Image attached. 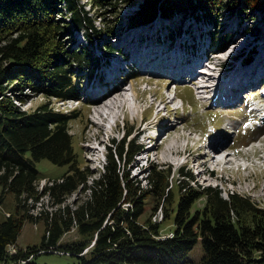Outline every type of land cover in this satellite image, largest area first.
<instances>
[{
    "label": "trees",
    "instance_id": "trees-1",
    "mask_svg": "<svg viewBox=\"0 0 264 264\" xmlns=\"http://www.w3.org/2000/svg\"><path fill=\"white\" fill-rule=\"evenodd\" d=\"M129 1L133 0H87L101 14L102 26L97 28L80 0H0V206L5 192L15 200L9 214L0 218V264L29 258L23 263L27 264L37 254L56 251L77 257L76 264H264V206L243 193L222 196L216 186L193 187L188 183L192 173L183 168L179 171L186 179L177 181L183 190L177 198L170 192L169 173L157 166L148 167V186L143 188L124 169L140 146L134 139L113 140L102 171L86 184L89 170L79 166L81 152L69 131L78 109L56 110L50 99H79L81 71L89 70L90 76L98 56L85 45L70 47L63 33L82 30L87 41L96 39L101 49L113 52L116 48L103 34L115 37L113 25L119 18L106 20L103 15L117 13ZM138 4L129 24L148 23L158 14L192 16L211 24V43L218 49H224L235 34L220 28L223 12H235L247 22L250 10L264 8V0H140ZM7 82L15 89H6ZM27 91L43 94L47 101L31 111L21 110L13 99L24 101ZM41 158L67 169L38 186L43 177L36 162ZM79 187L88 194L75 207L61 205ZM148 196L153 201L159 198L161 207L171 202L172 210L162 221L146 215ZM45 197L46 203L56 206L54 211L42 208ZM200 198L202 206L197 205ZM43 216L40 245L19 247L17 238L25 221ZM167 219L171 229L162 236V222ZM72 228L78 238L62 242ZM197 243L202 255L187 259ZM10 245L15 253L8 251Z\"/></svg>",
    "mask_w": 264,
    "mask_h": 264
},
{
    "label": "rangeland",
    "instance_id": "rangeland-1",
    "mask_svg": "<svg viewBox=\"0 0 264 264\" xmlns=\"http://www.w3.org/2000/svg\"><path fill=\"white\" fill-rule=\"evenodd\" d=\"M80 1L85 3L84 7L92 17L94 25L97 26V28L102 26L99 17L101 14H99L96 7L90 6L87 0ZM138 2H140V0L125 2L117 9V13L113 15H109V13L105 14V16L103 15L106 20L119 18L117 23L113 25V29H115L116 32L114 34L115 37L110 38L108 34H103V36L104 40L106 39L107 41L106 43H110L114 48H122L123 52L126 51L129 53L132 50L134 51L145 47L152 48L151 45L155 43L154 39L156 38L161 39L165 45L164 47L160 45L156 46L161 49L163 48L162 50L166 52L167 47L173 44V41L170 40L171 35L168 36V32L173 34L172 38L174 41H184L186 38H182V31H180L179 36H174L178 27L181 30L185 28L191 30L197 24V21L193 20L192 16H183V19L181 15L173 14L168 20L159 19L156 15L150 23L145 24L146 26L129 27V16L133 14V11L137 10L139 5ZM249 12L251 13V20L247 22L241 20L235 12L232 14L226 12L222 13L219 20L220 28L235 31V41L232 43L233 46H230L220 54L215 53L217 55H214L213 53L214 58L211 59L212 62H209V66H201L200 69L210 72L209 75L213 77V79H207L206 74H204V79L201 78V82H199L204 84L203 86L193 88V86L190 85L184 86L176 83L177 86L175 87L174 83L169 79L150 76L143 73L138 67L134 68L138 72L130 68L131 72L128 74L131 78L127 79L122 74V69L117 66L114 71L117 70L121 72L120 76L122 77L119 79L120 81H117V83H119L118 86H123L122 83L124 81H126V86H128L129 82L132 81L136 87L139 98L134 99L135 96L132 89L126 90V103L123 112L118 113L116 121L110 116L106 118L97 116L96 112H93V110L95 111L98 104L95 105V108L88 107L86 104V94L91 93L93 88H101V86L97 87L101 84L99 82L101 79L97 80L99 78L98 70L92 73V79L88 83H86L85 77L81 79L82 89L80 91V99L76 103L69 100L62 104V102L56 98L50 99V104L56 110L68 111L73 108L78 109L77 112L79 115L69 122V131L73 136L74 146L81 152L82 160H79V166H81V168H88L89 170L90 175L87 177L86 184H90L92 178L98 176L100 171H102V163H100L101 155L105 154V157L107 156L109 151L108 147L113 146L112 141L114 140L115 143L120 141L122 134L129 128L132 129V134L127 137V140L130 138L132 139L134 137L133 133L140 132L148 122L150 123L147 125H151L152 122L157 119V117L154 119L155 113L159 108L163 107L164 103L161 102V99H164V101L169 102L168 106L162 108L159 113L160 116H164L165 119L158 120L155 123L159 127L163 126L161 131L165 128H171L172 124L176 123V125H178V131L175 135H177L180 145L185 144L188 145V148H198L204 151L207 148L208 142H218L222 145L223 154L226 152L231 154L229 156L231 161L223 167L207 156L197 159V152L193 155H188L189 152H187V158L182 155H171L168 157L169 161L162 159V156L158 159L155 158V150H152V146L157 142V139H153L154 143L147 151L149 160L146 164L142 158L143 155H141L142 157L137 156L130 164L124 165V169L127 170L129 165L133 164L129 171V178L134 183H138L143 188H146L148 186V167L157 166V168L166 169V172L169 173L168 180L169 187L171 188L170 192L172 191V197L177 198L180 191H183L179 190V187H177V181L181 180L182 182V179H186L182 178L179 171L180 167H183L184 173L185 171L192 173L193 180L188 183L193 187H204L207 185L216 186L220 189L222 196H226V194L231 191L243 193L249 195L254 201L264 206V118L262 117L264 113L256 114L254 110L255 106L261 109L264 105V97L262 96L264 95V85L258 83L259 78H257L259 75L264 74L263 63L261 62L258 64V66H260L258 67L259 72L254 74L257 79L252 82L250 91L238 95L242 97L245 96L241 100L237 99L233 101L234 105H226L218 99L211 98V100L207 97L215 88L217 89L216 93H221L223 91L224 94L227 95L231 93V91L233 92L234 89L235 92L238 90L237 88L240 87L239 82L243 83L246 81L247 83L245 84L251 82L253 78L251 79V76L245 77V74L247 75V72L253 65L252 61L256 57L264 58V8L250 10ZM237 20H240V23H238ZM184 36H188V34H184ZM167 37L169 41H167ZM63 38L67 39V41L69 40L68 43L71 44L70 47H80L82 45L90 46L82 30L74 29L68 34L63 33ZM189 41L190 38H188V42ZM97 45H99L98 40L94 39L91 48L92 52L98 51V49L95 48ZM125 46L127 48H125ZM248 48H250L249 50H251V48L256 50L253 60L249 64L239 65V62H241L243 58L241 53H244ZM231 52H233L232 55H238L233 58L231 56L230 58L228 54H231ZM118 53H121V51ZM166 53L165 56L167 55ZM247 54L250 53L247 52ZM252 54L254 53H251V55ZM245 56L246 54L244 58ZM239 58L240 60L236 62L235 60ZM174 61L176 64L178 59L175 58ZM237 63L238 65H236ZM155 64L161 67L164 66L162 61H156ZM102 65L104 64L102 63ZM220 70H223V74L227 73V80L222 79L224 75H220ZM117 71L115 72L118 73ZM229 71L231 72L229 73ZM201 72L204 71L202 70L200 73ZM95 73H97L98 76L93 79ZM201 74L203 75V73ZM204 80H206V82ZM214 81H216L217 85H213ZM86 84L87 88L84 87ZM205 84H208V87ZM5 86L6 89H13V87L15 89V85L8 82L5 83ZM247 88L243 89V91L247 90ZM174 91L176 96H178V98L180 97V99L175 96L174 98L172 97ZM27 94L24 101L13 99V102L21 110L31 111L37 105L47 101V98L43 94H34L28 91ZM253 118H255V120H252ZM142 119L147 120L142 122ZM248 119L251 120L247 121ZM251 124L252 127H250ZM150 127L151 126L148 127V130ZM242 131H245V133ZM146 132L147 131H141V133L137 134H143L144 139H148L150 136L147 135ZM178 134L184 135V137L181 136L178 138ZM135 141L141 142L142 137L139 136ZM90 146L96 147V151L88 150ZM147 146L149 147V145ZM210 151L214 153L213 149ZM215 158L217 159V156H215ZM137 159H140V161H137ZM218 159H220V156H218ZM136 162L137 166L134 165ZM203 162H206V164L199 166ZM36 167L39 176L43 177L37 181L38 186L51 182L53 180L52 178L61 176L67 169V165H55L47 158L38 160L36 162ZM1 191L2 188L0 186V194ZM87 194V190L84 192L82 188L79 187L69 194L61 205L68 204L71 207H75L76 201L83 199ZM148 197L149 198H147L145 202L146 215L150 216L151 219L156 222L161 219L163 220L165 218V212L172 210L171 202H166L165 205L161 207V200L159 201V198L153 201L151 196ZM14 204L15 200L13 194L5 192L3 194L2 205L0 206V218L3 216L1 215L3 213L8 215L10 209H13ZM197 205H203L202 198L198 199ZM42 208L54 211L56 206H51L50 203H46L45 197ZM37 209H39V207H37ZM43 218L44 216L36 222L29 220L25 221L17 238V245L19 247L25 248L28 246L40 245L45 229ZM162 223V236L169 235L171 220L167 219ZM77 238V229L72 228L62 236L61 241L68 242L76 240ZM85 250L86 248L83 252ZM201 255L202 249L200 243H197L186 257L187 259L197 260ZM78 260L79 259L73 255L48 252L33 256L31 262L27 264H76Z\"/></svg>",
    "mask_w": 264,
    "mask_h": 264
},
{
    "label": "bare ground",
    "instance_id": "bare-ground-1",
    "mask_svg": "<svg viewBox=\"0 0 264 264\" xmlns=\"http://www.w3.org/2000/svg\"><path fill=\"white\" fill-rule=\"evenodd\" d=\"M157 17L159 19H167L168 20L172 16H170L169 18H167V17H163L162 15L158 14ZM148 23H150V21ZM148 23L138 24V25H133V24H128V25H130L129 27L132 26V28H135V27H139V26H146L145 24H148ZM179 30H181V29L178 27V29L174 33V36L175 37L176 36H179V34H178L179 33ZM183 30L184 29H182V31ZM183 34L186 35L187 34L186 31H183ZM188 36L190 37V34H188ZM167 41H169V38L168 37H167ZM172 41H173V45H178L180 42H182L180 40H175L174 41L173 39H172ZM92 42H89V45L90 46H87L90 49L92 48ZM154 42L155 43L153 45H151L152 48L145 47V48L138 49V50H134V51L132 50L129 53H132L133 55L134 54L135 55H142L143 58L147 62L146 64L148 65L150 63H153L154 62V59L156 57H158L157 56L158 54L155 52V50L158 49V50H161V55H159L160 57H159V60H157V61H162V63H163L164 66L170 64L171 65V68L173 70H177L179 75L180 74H183V73H187L189 76H191L190 77L191 83H194L199 78L204 79V74L205 73H206L207 79H210V78L213 79V77H211L209 75L210 72H205L204 69H199L198 70L196 68V66L202 61V59H198V60L197 59H190V58H183V59H181L180 57H177L176 56L175 58H177L178 61H176V64H175V61H174L175 58L174 57H170V55H166L165 56V53L168 51V47L170 45L167 47L166 52H164L162 50L163 48L161 49L160 47H157L156 46V45H160V46L164 47L165 45L163 44L162 40L156 38V39H154ZM95 48L98 49L97 52H99V53L95 52V55L99 57V60H98V57L95 58L94 65L92 67V73L94 71L96 72L98 70V72H99V78L97 80H100L101 79L102 81L101 80L99 81L101 84L99 83L100 85L97 86V87H100L101 86V88H93L91 90V93H87L86 95H90L91 94V96L93 97V99H92L93 101L91 103L94 104V106H93L94 108H95V105L98 104L97 107H96V109H95V111L93 110V112H96L97 116H101V117H105V118L110 116L111 118L114 119V121H116L117 120L118 113L119 112H123V109H124V106H125V103H126V98L125 97H127V96H125V91L126 90H129V89H132L133 90V94L135 96L134 99H138L139 98L138 92L136 91V87L133 84V82L130 83V88L129 89H126L123 86H121V87L118 86L119 83H117V81H120L119 79L122 78L120 76V73L121 72H118L117 70H115V71L118 72V73H116L114 71V69L117 68V66L120 67V69H121L122 60L115 58V56L113 54L115 52H117V50L118 51H121L123 54L128 53V52H126V51L123 52L122 48L120 49V48H116V47L115 48L117 50H114L113 52H107V51L101 49L99 45H97V47H95ZM125 48H127V47L125 46ZM207 49H206V51L204 53V56H207L206 55L207 54V51H208ZM249 49L250 48H248L244 53L243 52L241 53V55H243V58L241 59V62H239V65L249 64L253 60V57H254V55L256 53V50L253 49V48H251V50H249ZM247 52H249L250 54H247ZM251 53H254V54L251 55ZM152 54H154V55H152ZM245 54H246V56L244 58V55ZM237 55L238 54L232 55V58L235 57V56H237ZM239 55H240V53H239ZM209 58L210 57H208V59ZM239 60H240V58L239 59H236L235 61L237 62ZM263 61H264V58H262V57H259V58L256 57L252 61V64L253 65L250 67L249 71L247 72V75L245 74V77L246 76H251L250 78L251 79L253 78L252 80L259 78V82L264 81V78H263L264 74L259 75L257 78H256V76H254L255 73L257 74L259 72L258 71L259 70L258 67H260V66H258V64L262 62L263 63V66H264V62ZM102 63L104 65H102ZM236 65H238V63ZM101 66H102V68H101ZM157 67L160 68L161 66L158 65ZM202 70L205 72L203 75L201 74L202 72L200 73V71H202ZM87 72H89V70H87V69L81 71V73H83V76L82 77L83 78L85 77V79H86V83H88L92 79V77L91 78L88 77ZM230 72L231 71H229V73ZM92 73H91V75H92ZM226 74H223L224 75L222 77L223 80H227V76L228 75H226ZM97 76H98L97 73H95V75L93 76V79L96 78ZM106 76H108L109 81L106 80V78H107ZM162 76H164V78H167V79H170V78L171 79H174L175 78V77L166 76V75H162ZM204 81L206 82V80H204ZM220 81H221V79H220ZM245 83H247V82L246 81L243 82V83L239 82V86L241 88L240 87L237 88L238 90L236 92L234 91L235 89L234 90L232 89L233 92L232 91H231V93L228 92L229 94L226 95L222 91L221 92L222 95H221V98L219 100H222V98H224V97H225V100L235 99L236 97H238L240 91H243V89H246L248 87V84L250 82L248 84H245ZM215 84H216V81H214L213 85H215ZM203 85L204 84H201L200 86H203ZM206 86L208 87V84ZM84 87L87 88V84ZM197 87H199V86H197ZM240 89H242V90H240ZM244 91H246V90H244ZM161 102L164 103L163 108L168 106V103L169 102L164 101V99H161ZM161 119H165V117L164 116H160L158 120H161ZM152 125H153V123L151 125H146L141 131L142 132L148 131V127L149 126H152ZM141 131L140 132H137V133H141ZM177 131H178V125H176V123H175V124H172V127L171 128H169V129H167V128L163 129L161 132L158 133V135L155 138H153L155 140L157 139V142H155V144H153V146H152V148H153L152 150H155L154 151L155 158H158L159 159L160 156H162V159L169 161L168 157L171 156V155H179V156L182 155V156H185L186 157L187 156V152H189L188 155H193V154H195L197 152V155H198L197 159H199L201 157H204L205 158L207 156V157L215 160L218 165H222L223 167H225L227 164L230 163L231 159L229 158V156L231 154L228 153V152H226L225 154H223L222 145L220 143L213 142V141L208 142L207 143V148H206L207 150L205 149L204 151H201L198 148H196V149L188 148V145H185V144L184 145L183 144L180 145L179 144V141L177 139V135H175V133H177ZM181 136L184 137V135H179L178 138L181 137ZM211 149H213L214 153H212L210 151ZM88 150L95 152L96 151V147L94 148V147H91L90 146L88 148ZM215 156H217V159L215 158ZM218 156H220V159H218ZM205 164H206V162H203L199 166H203ZM8 248H15V247L13 245H10Z\"/></svg>",
    "mask_w": 264,
    "mask_h": 264
},
{
    "label": "built area",
    "instance_id": "built-area-1",
    "mask_svg": "<svg viewBox=\"0 0 264 264\" xmlns=\"http://www.w3.org/2000/svg\"><path fill=\"white\" fill-rule=\"evenodd\" d=\"M8 251L10 252V253H15V251H16V249L15 248H8ZM56 253H60V254H63L64 252H62V251H56ZM66 254V253H65ZM31 257V256H30ZM27 260H29V258H26V259H19L18 261H17V264H20V263H25Z\"/></svg>",
    "mask_w": 264,
    "mask_h": 264
},
{
    "label": "crops",
    "instance_id": "crops-1",
    "mask_svg": "<svg viewBox=\"0 0 264 264\" xmlns=\"http://www.w3.org/2000/svg\"><path fill=\"white\" fill-rule=\"evenodd\" d=\"M18 244V243H17Z\"/></svg>",
    "mask_w": 264,
    "mask_h": 264
}]
</instances>
